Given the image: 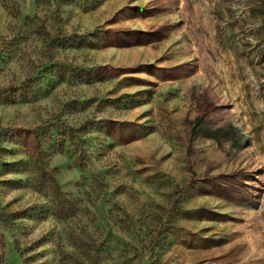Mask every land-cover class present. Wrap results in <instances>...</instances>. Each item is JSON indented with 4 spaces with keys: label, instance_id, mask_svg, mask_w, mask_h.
Listing matches in <instances>:
<instances>
[{
    "label": "rangeland",
    "instance_id": "1",
    "mask_svg": "<svg viewBox=\"0 0 264 264\" xmlns=\"http://www.w3.org/2000/svg\"><path fill=\"white\" fill-rule=\"evenodd\" d=\"M0 264H264V0H0Z\"/></svg>",
    "mask_w": 264,
    "mask_h": 264
},
{
    "label": "trees",
    "instance_id": "2",
    "mask_svg": "<svg viewBox=\"0 0 264 264\" xmlns=\"http://www.w3.org/2000/svg\"><path fill=\"white\" fill-rule=\"evenodd\" d=\"M230 129H224V128H219V129H216V130H209L208 129V135L211 136L212 138H218L219 135H222L223 137H226V138H230Z\"/></svg>",
    "mask_w": 264,
    "mask_h": 264
}]
</instances>
